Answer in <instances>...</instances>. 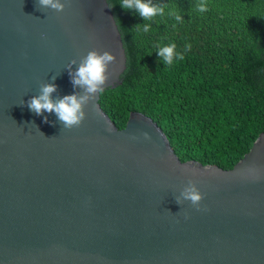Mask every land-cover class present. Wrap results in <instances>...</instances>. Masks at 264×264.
<instances>
[{
    "label": "water",
    "instance_id": "obj_1",
    "mask_svg": "<svg viewBox=\"0 0 264 264\" xmlns=\"http://www.w3.org/2000/svg\"><path fill=\"white\" fill-rule=\"evenodd\" d=\"M126 60L108 0H0V264H264V132L225 169L118 128Z\"/></svg>",
    "mask_w": 264,
    "mask_h": 264
},
{
    "label": "trees",
    "instance_id": "obj_2",
    "mask_svg": "<svg viewBox=\"0 0 264 264\" xmlns=\"http://www.w3.org/2000/svg\"><path fill=\"white\" fill-rule=\"evenodd\" d=\"M126 68L99 102L151 116L182 161L232 168L264 132V0H108Z\"/></svg>",
    "mask_w": 264,
    "mask_h": 264
}]
</instances>
